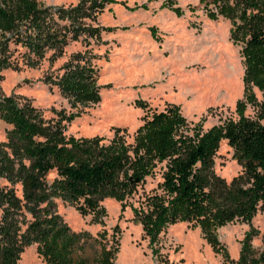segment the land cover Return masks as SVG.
<instances>
[{
  "label": "trees",
  "instance_id": "trees-1",
  "mask_svg": "<svg viewBox=\"0 0 264 264\" xmlns=\"http://www.w3.org/2000/svg\"><path fill=\"white\" fill-rule=\"evenodd\" d=\"M201 1L214 8L215 13H206L209 20L221 17L229 22V39L240 47L243 99L235 104L236 120L202 131L190 126L178 107L168 105L142 119L131 143L120 129H114L110 139L65 136L64 124L78 115L76 111L99 100L95 71L79 54L53 83L74 114L45 120L29 102L0 95V120L11 127L0 143V264H17L29 245H35L44 264H113L116 242L107 246L100 236L72 233L56 214L54 201L100 224L104 199L124 208L135 189L155 176L160 180L157 192L146 197L143 209L133 210L151 256L157 255L151 248L159 234L184 223L199 230L223 263L229 262L216 231L233 222L248 225L259 208L264 214V0ZM81 4L86 3L53 11L36 0H0V71L9 66V43L23 51L22 61L30 68L47 51L51 59L59 55L68 36L76 38L82 29L75 24ZM102 5L89 0L84 10ZM163 7L180 14L171 4ZM65 19L66 24L58 23ZM252 89L260 93L259 103ZM247 106L255 109L254 119L244 115ZM221 141L240 168L229 181L213 169ZM250 239V233L244 235L238 258L230 264H264V249L252 250Z\"/></svg>",
  "mask_w": 264,
  "mask_h": 264
},
{
  "label": "rangeland",
  "instance_id": "rangeland-1",
  "mask_svg": "<svg viewBox=\"0 0 264 264\" xmlns=\"http://www.w3.org/2000/svg\"><path fill=\"white\" fill-rule=\"evenodd\" d=\"M81 1L86 4H81L82 14L75 24L82 29L77 30L76 38L68 36L53 59L52 52L47 51L44 59L30 68L22 61L23 51L12 43L7 45L9 66L0 71V95L29 102L45 120L74 114L53 83L61 68L79 54L95 71L99 100L76 111L78 115L64 124L65 136L110 139L114 129H120L126 142L131 143L142 119L168 105L178 107L185 121L202 131L236 120L235 104L243 99L240 47L229 39L227 20L207 18V12L215 13L207 1L91 0L103 3L102 8L85 12L89 0H36L53 11L75 8ZM165 4L177 8L179 16L163 7ZM252 94L259 103L260 93L252 89ZM255 114L254 108L246 107V117L254 119ZM10 129L0 120V143ZM213 162L215 174L225 181L240 171L225 141L219 143ZM159 181L155 176L139 185L124 208L104 199L100 203L104 212L100 224L91 215L81 217L59 200L54 201L55 212L72 233L100 236L107 246L115 241L113 264H230L237 260L247 233L252 250L260 253L264 249V214L259 208L248 225L233 222L216 231L228 254L227 263L211 251L198 229L184 223L167 226L151 248L157 255L151 256L133 210L143 209L146 197L156 191ZM86 254L92 255L89 250ZM18 257L17 264H44L35 245L24 247Z\"/></svg>",
  "mask_w": 264,
  "mask_h": 264
}]
</instances>
